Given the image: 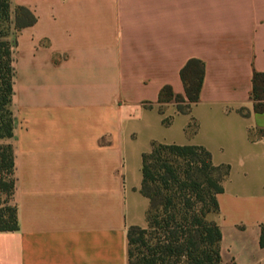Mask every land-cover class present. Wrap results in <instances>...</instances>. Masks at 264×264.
<instances>
[{
  "label": "crops",
  "instance_id": "crops-1",
  "mask_svg": "<svg viewBox=\"0 0 264 264\" xmlns=\"http://www.w3.org/2000/svg\"><path fill=\"white\" fill-rule=\"evenodd\" d=\"M16 1L36 22L12 45L18 230L0 232V264H128L127 229L146 227L141 156L153 141L202 146L229 166L211 217L221 262L264 264V113L250 100L264 0ZM190 59L204 65L198 102L187 115L160 107L163 87L183 95ZM167 117L180 135L165 141L155 132Z\"/></svg>",
  "mask_w": 264,
  "mask_h": 264
},
{
  "label": "trees",
  "instance_id": "trees-1",
  "mask_svg": "<svg viewBox=\"0 0 264 264\" xmlns=\"http://www.w3.org/2000/svg\"><path fill=\"white\" fill-rule=\"evenodd\" d=\"M21 16L28 21L20 22ZM10 1L0 0V232L18 230L16 206L12 203L15 186L14 156L11 146L13 117L11 112L13 59L8 40ZM36 22L26 7L17 6L14 29L19 32ZM183 95H174L165 86L157 103L173 102L179 114L187 115L198 102L204 65L188 60L179 72ZM250 100L256 114L264 113V73L254 72ZM159 107V112L162 113ZM247 116L244 109L238 111ZM161 123L169 126L171 118ZM189 123L186 131H193ZM229 166H214L210 153L202 146L151 142L141 156L139 192L149 202L146 227L127 229L128 264H223L219 255L221 233L211 217L218 212L217 195ZM259 245L264 247V224L260 226Z\"/></svg>",
  "mask_w": 264,
  "mask_h": 264
},
{
  "label": "rangeland",
  "instance_id": "rangeland-1",
  "mask_svg": "<svg viewBox=\"0 0 264 264\" xmlns=\"http://www.w3.org/2000/svg\"><path fill=\"white\" fill-rule=\"evenodd\" d=\"M9 1H10V21H9L8 40L13 45L15 35L17 34V32L14 29V18H15V10H16L18 5H17L16 0H9ZM20 19H22L20 22H26V21H28L29 18L26 16H21ZM162 127L163 128H161L155 132V136L161 140L167 141L171 138H177L178 135H180V126L177 122H174V126L171 128L172 130H165L164 128H168L169 126H164L163 124H162ZM168 133H170V134L172 133L171 134L172 137L171 136L169 137ZM173 140H177V139H173Z\"/></svg>",
  "mask_w": 264,
  "mask_h": 264
}]
</instances>
